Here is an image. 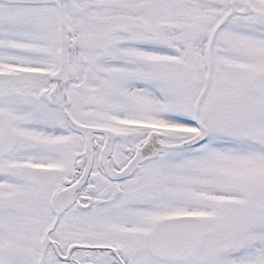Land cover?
<instances>
[{"label":"snow or ice","instance_id":"6c2138e0","mask_svg":"<svg viewBox=\"0 0 264 264\" xmlns=\"http://www.w3.org/2000/svg\"><path fill=\"white\" fill-rule=\"evenodd\" d=\"M0 264H264V0H0Z\"/></svg>","mask_w":264,"mask_h":264}]
</instances>
